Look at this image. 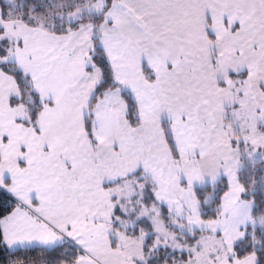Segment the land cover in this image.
Segmentation results:
<instances>
[{"label": "snow or ice", "instance_id": "obj_1", "mask_svg": "<svg viewBox=\"0 0 264 264\" xmlns=\"http://www.w3.org/2000/svg\"><path fill=\"white\" fill-rule=\"evenodd\" d=\"M0 264H264V0H0Z\"/></svg>", "mask_w": 264, "mask_h": 264}]
</instances>
